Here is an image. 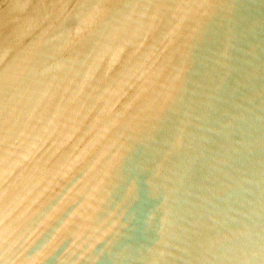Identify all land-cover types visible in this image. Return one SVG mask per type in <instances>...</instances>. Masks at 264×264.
<instances>
[{"label": "water", "instance_id": "95a60500", "mask_svg": "<svg viewBox=\"0 0 264 264\" xmlns=\"http://www.w3.org/2000/svg\"><path fill=\"white\" fill-rule=\"evenodd\" d=\"M0 264H264V0H0Z\"/></svg>", "mask_w": 264, "mask_h": 264}]
</instances>
